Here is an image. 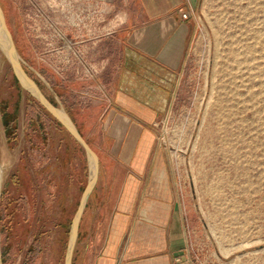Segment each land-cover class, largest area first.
Returning <instances> with one entry per match:
<instances>
[{
	"label": "rangeland",
	"instance_id": "obj_1",
	"mask_svg": "<svg viewBox=\"0 0 264 264\" xmlns=\"http://www.w3.org/2000/svg\"><path fill=\"white\" fill-rule=\"evenodd\" d=\"M82 3L96 9L94 0H0L24 72L79 133L111 105L115 71V51L104 47L115 12L106 2L105 22L72 27ZM191 17L176 90L153 122L152 155L181 216L188 262L264 264V0H199ZM0 165V264H63L85 155L19 85L2 48ZM80 238L71 264L84 263Z\"/></svg>",
	"mask_w": 264,
	"mask_h": 264
},
{
	"label": "crops",
	"instance_id": "obj_2",
	"mask_svg": "<svg viewBox=\"0 0 264 264\" xmlns=\"http://www.w3.org/2000/svg\"><path fill=\"white\" fill-rule=\"evenodd\" d=\"M105 1L122 17L104 38L115 51L112 103L77 127L97 156L96 181L103 171L77 230L83 264H192L175 261L184 226L152 155V126L176 90L199 0Z\"/></svg>",
	"mask_w": 264,
	"mask_h": 264
},
{
	"label": "water",
	"instance_id": "obj_3",
	"mask_svg": "<svg viewBox=\"0 0 264 264\" xmlns=\"http://www.w3.org/2000/svg\"><path fill=\"white\" fill-rule=\"evenodd\" d=\"M0 26L7 39L6 49H2L8 64L10 65L13 74L18 81L19 85L29 93L37 104L50 115L64 130L65 132L76 142V144L82 149L86 165H87V177L86 183L80 195L77 208L71 218L67 244L63 257V264H71L74 245L77 236L78 224L87 201V198L96 182L98 173V159L93 150L89 147L86 141L82 138L78 130L75 128L70 119L64 114L61 109L54 107L42 94L36 83L24 72L20 60L17 56L14 44L12 42L9 31L7 30L3 14L0 8ZM1 48V47H0Z\"/></svg>",
	"mask_w": 264,
	"mask_h": 264
},
{
	"label": "built area",
	"instance_id": "obj_4",
	"mask_svg": "<svg viewBox=\"0 0 264 264\" xmlns=\"http://www.w3.org/2000/svg\"><path fill=\"white\" fill-rule=\"evenodd\" d=\"M103 3H104V9L103 8L101 9V6L100 5H102ZM105 4H106V1L105 0H94V5H95L94 8L96 7L97 11H96V9L95 10H92V8L89 5H87L86 9L89 8V11L86 10L87 17H86L85 23H87L88 26L90 25V23L93 24V20L97 16H101L100 22H103V21L105 22V17L107 16V13L105 12V10H106V5ZM112 12H115V9L114 8H112ZM110 15H111L112 19L115 21V25L118 24V23H120V21H118V19L116 17V12L114 14H110ZM71 16L73 17V25H75L77 27L78 24L81 22V18L75 12H72ZM182 16L183 17H186V12L183 13ZM181 259L182 260H185L186 262H188V258H186V255H184V254L182 256H179V257L175 258V261H180Z\"/></svg>",
	"mask_w": 264,
	"mask_h": 264
},
{
	"label": "flooded vegetation",
	"instance_id": "obj_5",
	"mask_svg": "<svg viewBox=\"0 0 264 264\" xmlns=\"http://www.w3.org/2000/svg\"><path fill=\"white\" fill-rule=\"evenodd\" d=\"M79 10L80 11H79L78 15L81 18V22H80L81 29H84V23H85V20H86V17H87V12H86L85 7H83V3L81 4V7L79 8ZM71 18H72V16H71ZM71 25H72V27L75 26V25H73V22L71 23Z\"/></svg>",
	"mask_w": 264,
	"mask_h": 264
},
{
	"label": "bare ground",
	"instance_id": "obj_6",
	"mask_svg": "<svg viewBox=\"0 0 264 264\" xmlns=\"http://www.w3.org/2000/svg\"><path fill=\"white\" fill-rule=\"evenodd\" d=\"M6 46H7V39H6V37H5V35H4V33H3V31H2V29H1V26H0V47L2 48V49H6ZM0 167H1V165H0ZM1 173V172H0ZM1 174H0V179H1ZM1 251V250H0Z\"/></svg>",
	"mask_w": 264,
	"mask_h": 264
}]
</instances>
